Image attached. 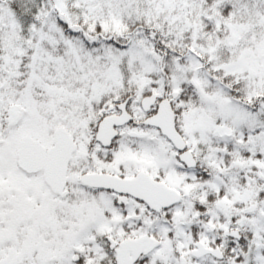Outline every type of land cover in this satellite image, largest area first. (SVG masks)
Here are the masks:
<instances>
[{
    "label": "snow or ice",
    "instance_id": "1",
    "mask_svg": "<svg viewBox=\"0 0 264 264\" xmlns=\"http://www.w3.org/2000/svg\"><path fill=\"white\" fill-rule=\"evenodd\" d=\"M0 264H264V0H0Z\"/></svg>",
    "mask_w": 264,
    "mask_h": 264
}]
</instances>
